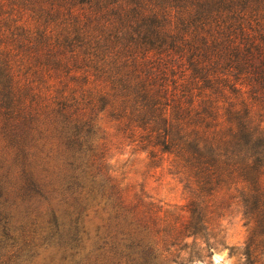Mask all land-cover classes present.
Masks as SVG:
<instances>
[{
    "label": "trees",
    "instance_id": "1",
    "mask_svg": "<svg viewBox=\"0 0 264 264\" xmlns=\"http://www.w3.org/2000/svg\"><path fill=\"white\" fill-rule=\"evenodd\" d=\"M0 126L21 200L85 264H264V0H0ZM114 139L178 178L186 212L129 197Z\"/></svg>",
    "mask_w": 264,
    "mask_h": 264
},
{
    "label": "rangeland",
    "instance_id": "2",
    "mask_svg": "<svg viewBox=\"0 0 264 264\" xmlns=\"http://www.w3.org/2000/svg\"><path fill=\"white\" fill-rule=\"evenodd\" d=\"M103 128L112 130L111 122L100 119ZM109 164L114 173L129 187L128 195L142 196L163 211H185L188 193L183 184L166 167H153L147 154L134 152L130 146L111 142ZM7 141L0 126V264H85L74 249L68 235L57 232L48 203L41 199L32 203L21 200L19 172L6 148ZM93 220H97L92 216ZM227 245H240L248 234V227L238 212L228 213L222 219ZM69 240V241H68ZM191 241V238H187ZM76 244V240H73ZM186 251L180 258H187ZM179 260V259H178ZM244 264L241 256L230 254L229 247L214 250L212 257L186 264ZM166 264H177L169 261Z\"/></svg>",
    "mask_w": 264,
    "mask_h": 264
}]
</instances>
